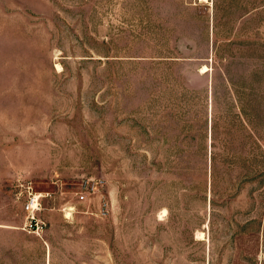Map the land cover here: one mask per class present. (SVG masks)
<instances>
[{"label": "rangeland", "instance_id": "rangeland-1", "mask_svg": "<svg viewBox=\"0 0 264 264\" xmlns=\"http://www.w3.org/2000/svg\"><path fill=\"white\" fill-rule=\"evenodd\" d=\"M0 264H264V0H0Z\"/></svg>", "mask_w": 264, "mask_h": 264}, {"label": "built area", "instance_id": "built-area-1", "mask_svg": "<svg viewBox=\"0 0 264 264\" xmlns=\"http://www.w3.org/2000/svg\"><path fill=\"white\" fill-rule=\"evenodd\" d=\"M88 193L89 192H84V193L80 192L78 199L87 200ZM40 208L41 205L39 202V196H36V193H32V194L29 193L27 199L25 200V203L23 204V210L27 214L26 218L28 220V224L30 225V223L33 222V226L36 229L35 231H37V229L43 225V222L36 217V212L39 211Z\"/></svg>", "mask_w": 264, "mask_h": 264}, {"label": "bare ground", "instance_id": "bare-ground-1", "mask_svg": "<svg viewBox=\"0 0 264 264\" xmlns=\"http://www.w3.org/2000/svg\"><path fill=\"white\" fill-rule=\"evenodd\" d=\"M205 69H206V68H205ZM36 196H39V195L36 194Z\"/></svg>", "mask_w": 264, "mask_h": 264}]
</instances>
